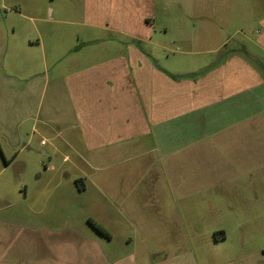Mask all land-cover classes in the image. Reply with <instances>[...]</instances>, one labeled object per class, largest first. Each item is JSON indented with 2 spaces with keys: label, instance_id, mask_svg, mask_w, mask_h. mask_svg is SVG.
Segmentation results:
<instances>
[{
  "label": "crops",
  "instance_id": "crops-1",
  "mask_svg": "<svg viewBox=\"0 0 264 264\" xmlns=\"http://www.w3.org/2000/svg\"><path fill=\"white\" fill-rule=\"evenodd\" d=\"M167 1L84 0L81 19L51 8L49 28L8 48L0 36L6 167L20 162L25 174L18 159L45 130L70 162L39 174L52 186L38 191L45 212H23L11 229L0 214V264H264L260 249L220 258L235 249L222 250L227 230L209 226L222 208L237 219L264 203V0L239 6L253 35L227 34L208 51L181 52L190 66L169 67ZM49 23L79 29L54 36Z\"/></svg>",
  "mask_w": 264,
  "mask_h": 264
},
{
  "label": "rangeland",
  "instance_id": "rangeland-1",
  "mask_svg": "<svg viewBox=\"0 0 264 264\" xmlns=\"http://www.w3.org/2000/svg\"><path fill=\"white\" fill-rule=\"evenodd\" d=\"M242 1L244 2V0H190V3L194 5L183 8L182 5L185 6L189 0H180V4L175 0H168L163 15H161L164 21L161 20V22L165 25L166 30H159V34L163 31L166 34L162 39L163 42H166V49L160 52L164 55V58H167L165 61L166 66H171V62L174 61L176 64L183 62L186 55L181 52L208 51L207 49H210V47H217L219 41L223 40L227 34H233L235 31L241 32L244 29V33L253 35L255 28L250 26L255 24L254 22L244 23V17H242L244 10L239 7L242 5ZM83 4L84 0H0V36L4 47H6L5 44L7 48L9 44L12 45L14 39L22 40L26 36H34L36 28L43 30L49 28L48 24L42 21L44 18L50 19L51 8L56 10L54 18L60 19L61 11L63 15L72 19H81L82 15L79 7ZM49 24L53 26L51 28L55 31L54 36H63L66 34L65 32L70 36L73 31L79 29V27H70V25L64 23ZM240 32L236 33L237 39L242 34ZM57 41L55 48L62 44L63 38ZM51 45L54 44L46 43L45 47ZM39 51L42 52L41 48H39ZM39 51L34 57L41 60L43 55ZM21 59L25 60L23 53L18 56L14 63L19 64ZM185 62V66H190L191 63H194L193 56L191 55ZM25 64L29 66V59ZM31 129L32 121L29 122L28 130H26L28 135L31 134ZM28 135H24L27 138L25 140H28ZM53 137L54 133L47 130L32 136L30 147L18 159L19 161L25 159L28 164V170L20 177V162L6 167V156L0 148V214L1 217L5 218L8 229L14 227L23 212L32 214L33 209L45 212L48 200L45 197L39 200L40 194H38V191L41 190V196H45L50 192L52 186L43 184L45 178H47L45 176L47 173H44L43 178L40 180L38 176L41 172H44L46 165L56 163L57 165L69 166L70 164V162L64 163L63 161V152H68V150L61 144V139L59 140L61 144L59 150L53 152L51 149L52 144L55 142ZM42 141H44V144ZM8 155L11 157L10 154ZM52 156L54 159L51 158ZM217 159L215 157L213 162H218ZM25 183L29 184L28 187L25 186ZM28 189L29 192H27ZM231 205L238 208L239 211V203H232ZM248 206L250 209L253 207L251 204H248ZM224 207H226V204H224ZM243 207L246 208V206ZM254 207L255 211L252 212H235L237 217L240 216L237 219L232 218L227 209L222 208L220 218L216 217L209 220L210 227H223L228 232L227 240L222 244L224 246L222 250L231 249V246L235 249L220 253V258H225L227 255L249 254L257 249H260L261 253L264 254V203L261 205L256 204ZM238 227H242L245 234H234L238 232L236 231ZM27 247H29V244ZM24 248H14L18 249L17 256L22 254Z\"/></svg>",
  "mask_w": 264,
  "mask_h": 264
},
{
  "label": "trees",
  "instance_id": "trees-1",
  "mask_svg": "<svg viewBox=\"0 0 264 264\" xmlns=\"http://www.w3.org/2000/svg\"><path fill=\"white\" fill-rule=\"evenodd\" d=\"M90 223H92V225L98 230L100 231L101 233L103 234H106L108 236H111L110 233L103 227L101 226L100 224L94 222L93 220H90Z\"/></svg>",
  "mask_w": 264,
  "mask_h": 264
}]
</instances>
